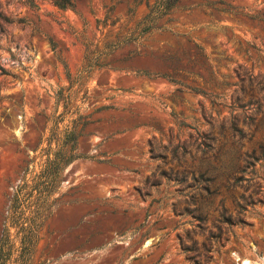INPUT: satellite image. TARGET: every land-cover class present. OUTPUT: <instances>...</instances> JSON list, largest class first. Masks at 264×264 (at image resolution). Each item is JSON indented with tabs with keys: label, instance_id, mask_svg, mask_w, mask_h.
Returning a JSON list of instances; mask_svg holds the SVG:
<instances>
[{
	"label": "rangeland",
	"instance_id": "rangeland-1",
	"mask_svg": "<svg viewBox=\"0 0 264 264\" xmlns=\"http://www.w3.org/2000/svg\"><path fill=\"white\" fill-rule=\"evenodd\" d=\"M71 1L0 0V233L73 129L29 264H264V0Z\"/></svg>",
	"mask_w": 264,
	"mask_h": 264
},
{
	"label": "trees",
	"instance_id": "trees-1",
	"mask_svg": "<svg viewBox=\"0 0 264 264\" xmlns=\"http://www.w3.org/2000/svg\"><path fill=\"white\" fill-rule=\"evenodd\" d=\"M53 1L60 7L72 6L71 0ZM175 1L157 0L150 7L148 15L166 11ZM74 140L73 129H65L58 146L53 151H49L40 170L31 178H22V181L14 187L2 220L0 264L30 263L38 228L50 212L53 202L50 195L57 176L65 164L82 155L74 151Z\"/></svg>",
	"mask_w": 264,
	"mask_h": 264
},
{
	"label": "bare ground",
	"instance_id": "bare-ground-1",
	"mask_svg": "<svg viewBox=\"0 0 264 264\" xmlns=\"http://www.w3.org/2000/svg\"><path fill=\"white\" fill-rule=\"evenodd\" d=\"M247 262H248V261L246 260L244 264H247Z\"/></svg>",
	"mask_w": 264,
	"mask_h": 264
}]
</instances>
